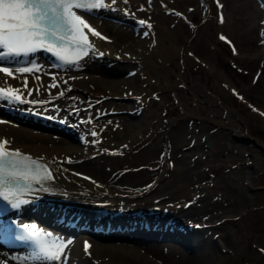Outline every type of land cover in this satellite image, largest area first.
Returning <instances> with one entry per match:
<instances>
[{"label": "bare ground", "instance_id": "6f19581e", "mask_svg": "<svg viewBox=\"0 0 264 264\" xmlns=\"http://www.w3.org/2000/svg\"><path fill=\"white\" fill-rule=\"evenodd\" d=\"M151 1L149 0L148 4L153 7ZM143 2L147 1L116 0V3L108 8L80 12L82 15H86L95 29L107 39L92 36L86 29L89 40L94 47L89 50L90 54L80 60L77 65L62 64L59 60L54 59L51 53L42 51L29 54L27 57H10L7 61L0 60V66L12 69L33 67L35 65L32 73L15 74L18 79L0 73V84L4 87L11 85L21 88L23 78L26 76L28 87L33 88L31 95H28L27 90L22 89L24 99L28 102L8 103L3 101V104H8L14 109L23 108L26 111L20 113L16 110L13 113L5 105L4 107L0 106V121H3V123H0V141L7 140V146L13 150L18 149L20 152H27L32 158L34 156L40 163L47 165L53 177V179L45 181V183L52 185L48 189L32 188L31 191L24 193V196L28 198V203L24 204L22 209L27 211L28 208L38 210L40 213H46L43 216L47 215L53 218L52 214L57 215L56 211H59L60 215H66L69 210L74 209L71 205H66L65 201L61 205L58 202L59 200L71 202L77 200L79 203H84L83 206H80L81 211L77 214L83 212L85 208L93 211L99 209L98 214L88 215L85 213L83 224H85V219L87 221L92 220V225L93 223L97 226L103 224L105 230L94 231L89 229L90 232L106 238L107 236L122 237L119 239L122 241H115L117 240L115 238H113L114 240L94 238L92 235L83 233L80 235L75 234L68 243L69 241L66 240L67 234L57 233L53 236L52 233V241H62L67 245L59 259L43 262L34 261L31 259L36 251L34 244H29L26 248L21 249L1 246L0 264H8V257L18 261V264H148V258L143 256L142 247H146L145 243L151 242L149 240L151 237H143L144 232H147L148 229L142 225L140 220H136L144 210L149 211L154 204H160L176 210L180 214L181 220L195 218L199 221H194V228L198 232L201 230V238H207L208 242L215 245V241L212 240L213 235L210 234L212 232L210 227L215 224L213 220L214 213L238 209L239 203L247 195L243 189L233 183L232 177L228 178L223 175V177L217 179L214 185L206 183L207 180L197 179V177L194 179L197 181H195V187H190L182 180L185 176L179 177L178 169L181 167L170 168L167 161L169 156L175 152L173 150L179 149L185 142L182 143L183 138H181L178 145H176V147H179L172 149L168 147V143L163 145L161 138L157 136V130H161V137H167L171 133L172 135L181 136L182 129L178 130L177 133H173L174 128L178 127L177 122L180 121V117L183 119L186 115H189V117L195 115L202 117L199 111H203V107L197 106L196 103L188 106L180 101L178 102L182 107L180 117L168 114L176 112L173 107L171 111L167 108L164 111L166 117L169 115L166 120L163 116V119L144 120V115L150 116L144 113V104L147 107L157 105V101L148 97L149 94H156L164 89V85L159 83L164 72L162 73V64L157 60V51L161 53V56L167 52L173 53V50L178 48L174 37L178 38L179 36L171 34L170 29L168 30L170 34L167 33L164 38L158 36V20L155 12L153 16H148V20L146 18L144 20V25H151V34L148 33L147 36L138 39L140 44L135 47L129 26H125L124 30L115 29L109 26L107 21L98 14L104 13L105 10L111 11V8L114 7V12L117 15L122 14L123 17H129L132 16L134 7L138 6L140 10L144 8ZM134 24L139 28L143 26L138 21H135ZM120 25L123 26V23H120ZM163 28H166V26ZM108 30H113L118 37L129 39H125L123 42L120 41L121 44L115 45L113 38L107 34ZM125 49L126 51L132 49L134 53L129 57L123 53ZM146 49H149L148 52H146ZM108 66L112 68V71L113 69L116 71L130 67L131 72L130 74L127 73L126 77L116 78L114 75L108 74V70H105V67ZM46 70H52V73L49 75L45 72ZM152 71L155 72V77ZM36 76H39V80L35 78ZM52 81L56 82L57 87L52 88V91H47L45 87ZM96 88L97 90H95ZM36 89L39 91L37 92ZM60 93L64 94L60 95ZM107 94L135 95V107L141 108L142 111L138 113L139 109H137L136 112H131L135 117L129 118V116L119 113V111L132 105L127 102L113 100ZM99 97H101L100 102L97 101ZM91 100H94L92 107H82V104ZM32 101H36V103H32ZM72 106H76V109L66 118V121L78 120L80 116L84 117L86 115L92 117L93 114L102 110H105L106 113L104 114L112 118L107 122L103 118L104 114H99L91 123L80 121L77 129L81 130L80 134H86V138L85 140L79 138L77 142L73 140L75 132L71 133V136H67L62 132L66 128L62 127L57 121L51 120L49 122L51 118L44 121L42 117L35 115V112H31L35 108V110L45 114L60 117L64 116ZM205 118L210 119L209 116H205ZM22 120L29 121L33 125H27ZM155 120L157 123L153 124ZM217 123L222 124L221 122ZM151 127L154 128L152 132L150 131ZM46 128L60 130H56L57 133ZM232 130L241 133L235 126L232 127ZM92 132H96L98 135L93 136ZM197 137V142L192 145V142L189 141L188 147L192 149L199 148L203 138H201L202 135ZM210 137L211 135L208 136V140H210ZM204 140L206 141V139ZM94 141L99 142L95 143ZM158 146L160 152L162 150L166 152L163 158L158 155V150L156 151ZM216 148L215 145V151H217ZM237 150V155L232 154L227 158L228 163H226L228 166H233L232 168H234L233 164L238 162L239 159L244 160L243 163L248 161L244 159L245 152L242 149ZM183 153L185 162L191 164L193 160L195 165L200 167L201 155L194 159L191 152L187 153L184 150ZM67 155H70L71 159H67ZM134 156L142 158L146 163L145 166L134 167ZM233 160L234 162H232ZM168 170L172 171L173 178L172 173L167 176ZM204 171V169H201L196 174H202ZM243 181L245 184V179ZM34 197L39 200L32 202ZM48 204L49 206H47ZM51 204H60L61 207L48 208ZM117 208L122 210L113 214L111 211ZM45 209L47 210L45 211ZM25 210L21 214L27 221H33V224L37 226L46 227V225L40 224L34 215L28 216ZM229 213L231 212L229 211ZM150 216L155 218L152 224H159L166 229L170 228L169 225L174 223V218H176L174 215L171 220L166 222V216H163V214L158 213L155 216L154 212H148V217ZM201 222L204 223L201 225ZM128 225H131V227H128ZM65 226L68 225L65 223ZM113 226L117 229H111ZM158 228L160 227H157L156 230L150 229V233L158 234L160 232ZM86 236H88V245H90L87 252L84 245V237ZM197 237H200V235L198 234ZM169 238L167 236L165 239ZM129 251L132 253H128ZM149 264L158 263H152L149 259Z\"/></svg>", "mask_w": 264, "mask_h": 264}, {"label": "rangeland", "instance_id": "374dc122", "mask_svg": "<svg viewBox=\"0 0 264 264\" xmlns=\"http://www.w3.org/2000/svg\"><path fill=\"white\" fill-rule=\"evenodd\" d=\"M146 1L142 4L144 6L142 10L138 9L139 4L132 9V16H129L131 19L123 17L122 14L117 15L114 7L111 8L113 11L105 10L104 13H98L115 29L124 30L129 26L131 37L136 39H133L134 44L132 43L135 47L140 44L138 39L147 36L148 33L151 34V28L147 25L143 24L139 28L134 24L139 15L148 20V16H153L156 12L158 36L164 38L169 33V29L172 31L171 34L179 36L174 37L178 48L176 47L173 53L167 52L161 56L157 51V60L162 64V73L164 72L159 83L164 85V89L156 94H149L148 97L157 101V105L147 107L144 104V113L150 115H144V120H158L162 116L166 120L169 115L180 117L182 111V107L178 104L180 101L188 106L196 103L197 106L203 107V111H199L202 117L199 115L190 117L186 115L184 119L180 117V121L177 122L178 127L174 128L173 133L182 129L181 136L171 133L167 137H161V130H157V136L161 138L163 145L168 143V147L172 149L179 147L176 145L181 138L184 139L182 143L185 142L183 147L173 150L175 152L169 156L168 164L170 168L181 167L178 169L179 177L185 176L182 180L190 187H195L197 181L194 179L197 177L214 185L218 178L226 175L228 178L232 177L233 183L243 189L247 195L239 203L238 209L214 213L215 224L210 227L212 231L210 234L213 235L212 240L215 241V245L208 242L207 238H200L201 230L198 232L194 228L195 218L186 219L192 225V230L187 234L189 242L193 243L192 249L180 241L157 235V238L149 239L151 244L145 243L146 247H142L143 256L148 258V264L149 259L150 262L158 264H264V251H262L264 249V5L261 4L264 0H219V5L222 7H218L217 0H152L153 7L148 4L149 0ZM219 15L223 16L222 23ZM120 23H123V26ZM164 26L166 28H163ZM111 31L113 30H108L107 34L113 38L115 45L129 39L118 37L114 31ZM221 35L225 38L230 37L231 43L227 39L221 40ZM233 46L236 54H233ZM148 50L146 49V52ZM126 52L134 53L132 49L127 51L125 49L123 53L129 57L131 54ZM111 69L110 66L105 67L108 74L116 78L126 77V74L131 72L130 67L119 69L121 71ZM153 74L155 77V72ZM52 83L53 81L50 82ZM49 85L46 87L48 88ZM107 95L113 100L130 103L131 107L122 109L119 113L129 118L135 117L131 113L139 109L135 107V95ZM100 98L97 100L99 101ZM173 107L176 112L168 113L166 117L164 112L166 108L171 111ZM141 111L140 108L138 113ZM99 113L100 111L93 114L92 118L99 116ZM205 116H209L210 119ZM103 118L109 122L112 117L104 114ZM90 119L89 121H93ZM156 120L153 124L157 123ZM22 121L27 125H33L29 121ZM233 126L241 133L233 131ZM46 129L58 131L54 128ZM153 130L154 128L151 127L150 131ZM198 135H202L203 141L199 148L193 150L188 147V143L190 141L194 145ZM78 136L79 134H76L73 140L78 142ZM237 149L245 152L244 159L248 161L243 163L244 160L239 159L232 168L233 166L227 165V158L232 154L237 155ZM182 150L191 152L194 159L201 155L200 167H197L193 160L191 164L185 162ZM156 151L162 158L165 156V150L160 152L159 146ZM69 158L70 156L67 155V159ZM133 158L134 167L145 166L146 163L142 158L135 156ZM201 169L205 170L203 175L201 173L197 175L196 173ZM168 171L167 176L172 173ZM171 176L173 178V173ZM229 211L231 213L228 214ZM176 215L180 216L178 213ZM203 223L201 222V225ZM198 234L200 239L197 238ZM89 235L94 238H106ZM113 238L117 239L115 241L121 239L113 236H107L106 239L114 240ZM145 251L148 252V256Z\"/></svg>", "mask_w": 264, "mask_h": 264}, {"label": "snow or ice", "instance_id": "6c2138e0", "mask_svg": "<svg viewBox=\"0 0 264 264\" xmlns=\"http://www.w3.org/2000/svg\"><path fill=\"white\" fill-rule=\"evenodd\" d=\"M115 3L116 0H0V60L7 61L10 57H27L42 49L53 54L62 64H78L90 54L89 50L94 47L85 29L92 36L107 39L79 13L108 8ZM217 4L218 7H222L219 5V0ZM220 20L222 23V15ZM140 23L145 22L140 21ZM148 27L150 28L151 25ZM220 39L226 38L221 35ZM233 54H236L234 46ZM34 67L35 65L12 69L0 66V73L18 79L15 74L32 73ZM35 78L39 80V76ZM49 87H57V85L53 82ZM22 89L27 90L28 95L32 94L33 90L28 87L26 76L23 78L21 88L11 85L0 87V100L8 103L28 102L24 99ZM36 91L39 90L36 89ZM63 94L60 93V95ZM92 135L98 134L92 132ZM7 145V140L0 141V197L10 201L13 208H19L22 204L28 203L27 200L20 198L22 193L31 191L33 183L41 184L53 177L47 165L30 156H25L18 149L8 150ZM32 166H35V171ZM21 181L24 182L23 186ZM22 228L24 235L16 238L31 240L34 243L36 251L31 258L34 261L59 259L67 247L62 241H52L51 233L44 232L36 224H24ZM89 247L90 245L85 243L86 252Z\"/></svg>", "mask_w": 264, "mask_h": 264}]
</instances>
